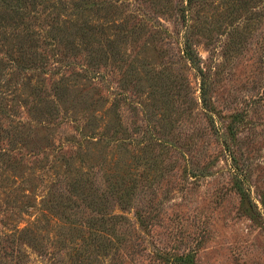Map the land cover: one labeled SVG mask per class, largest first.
Instances as JSON below:
<instances>
[{
  "label": "rangeland",
  "instance_id": "1",
  "mask_svg": "<svg viewBox=\"0 0 264 264\" xmlns=\"http://www.w3.org/2000/svg\"><path fill=\"white\" fill-rule=\"evenodd\" d=\"M0 264H264V0H0Z\"/></svg>",
  "mask_w": 264,
  "mask_h": 264
},
{
  "label": "trees",
  "instance_id": "2",
  "mask_svg": "<svg viewBox=\"0 0 264 264\" xmlns=\"http://www.w3.org/2000/svg\"><path fill=\"white\" fill-rule=\"evenodd\" d=\"M11 11H13V12H16V10H11ZM17 59H14V58H12V59H10V62H15Z\"/></svg>",
  "mask_w": 264,
  "mask_h": 264
}]
</instances>
